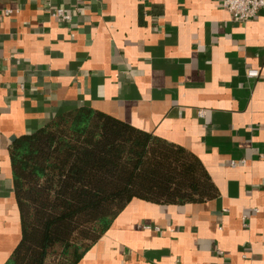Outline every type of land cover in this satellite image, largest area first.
Instances as JSON below:
<instances>
[{
  "label": "crops",
  "instance_id": "0c3cea01",
  "mask_svg": "<svg viewBox=\"0 0 264 264\" xmlns=\"http://www.w3.org/2000/svg\"><path fill=\"white\" fill-rule=\"evenodd\" d=\"M81 106L183 146L217 194L133 198L76 264H264V8L240 22L221 0H0V264L21 235L12 141Z\"/></svg>",
  "mask_w": 264,
  "mask_h": 264
},
{
  "label": "trees",
  "instance_id": "16d2710c",
  "mask_svg": "<svg viewBox=\"0 0 264 264\" xmlns=\"http://www.w3.org/2000/svg\"><path fill=\"white\" fill-rule=\"evenodd\" d=\"M9 159L21 235L5 264H76L133 198L217 194L189 150L86 106L14 139Z\"/></svg>",
  "mask_w": 264,
  "mask_h": 264
},
{
  "label": "built area",
  "instance_id": "2783aa9c",
  "mask_svg": "<svg viewBox=\"0 0 264 264\" xmlns=\"http://www.w3.org/2000/svg\"><path fill=\"white\" fill-rule=\"evenodd\" d=\"M221 5L231 15L233 20L244 22L253 18L261 8H264V0H221ZM10 12L9 10L6 11V13ZM53 16H60L64 20L70 18V15L64 13L62 9L54 11ZM246 74L248 77H257L258 70L248 68ZM236 164L237 162H231L233 166Z\"/></svg>",
  "mask_w": 264,
  "mask_h": 264
}]
</instances>
